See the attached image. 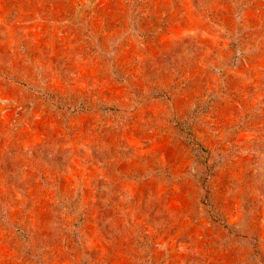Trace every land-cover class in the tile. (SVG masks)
<instances>
[{
	"label": "rangeland",
	"instance_id": "obj_1",
	"mask_svg": "<svg viewBox=\"0 0 264 264\" xmlns=\"http://www.w3.org/2000/svg\"><path fill=\"white\" fill-rule=\"evenodd\" d=\"M0 264H264V0H0Z\"/></svg>",
	"mask_w": 264,
	"mask_h": 264
}]
</instances>
